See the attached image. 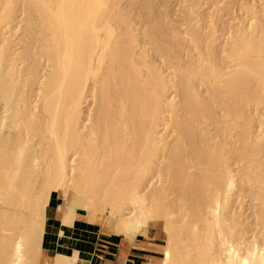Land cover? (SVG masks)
I'll return each mask as SVG.
<instances>
[{
    "label": "bare ground",
    "instance_id": "obj_1",
    "mask_svg": "<svg viewBox=\"0 0 264 264\" xmlns=\"http://www.w3.org/2000/svg\"><path fill=\"white\" fill-rule=\"evenodd\" d=\"M123 1L0 0V264H81L43 261L53 194L60 235L162 223L143 264H264V0L218 45L205 0H182L183 32Z\"/></svg>",
    "mask_w": 264,
    "mask_h": 264
},
{
    "label": "crops",
    "instance_id": "obj_2",
    "mask_svg": "<svg viewBox=\"0 0 264 264\" xmlns=\"http://www.w3.org/2000/svg\"><path fill=\"white\" fill-rule=\"evenodd\" d=\"M59 202L60 197L56 195L47 210L50 221L47 222L42 238L44 262L51 263L56 254L72 255L74 251L77 252L81 264H143L160 261L159 247L164 240L162 223L150 224L146 230L148 237L139 235L132 243L106 234L98 226L81 218L75 219L72 227L60 235L61 227L56 218V206ZM77 215L82 217V214Z\"/></svg>",
    "mask_w": 264,
    "mask_h": 264
},
{
    "label": "rangeland",
    "instance_id": "obj_3",
    "mask_svg": "<svg viewBox=\"0 0 264 264\" xmlns=\"http://www.w3.org/2000/svg\"><path fill=\"white\" fill-rule=\"evenodd\" d=\"M130 1H132L131 2L132 5H130ZM130 1L124 0L121 3V6H123L122 8L125 9L126 11H127V9H129V7H132V8H134V10L138 11V9L140 8V7L138 8V6H139V4L141 5V2L143 0H137V1L136 0L135 1L134 0H130ZM183 1L182 0H151L149 6H151L153 13L157 12V10L161 11V13L164 16H167L166 21L168 23L171 22L174 25L175 29H177V30L179 29L178 30L179 32L180 31L183 32L182 31L183 30L182 27H180V26H183L182 25L183 24V16H184L183 13L184 12L186 13V9L185 8L183 9V6L186 5V4ZM191 1L190 0L188 1V5L187 6H189V5L192 6V4L194 2L191 4ZM240 1H244L246 3L249 2V0H240ZM133 2L137 3L138 5L136 4L137 6L136 5L134 6ZM233 2H235V3L237 2L238 3L237 0L236 1L233 0ZM251 2L252 1H250L249 3H251ZM235 3L233 5L231 0H205L204 4L202 5V7L201 6L199 7L200 10L198 8H197L198 10L195 9V11H197V13H199V15H201L200 17L203 20L202 21L203 25H206V23H208V19H209L210 16H212V18L213 17L216 18L217 22H216V20L214 18L213 19H214L215 23L217 24L216 27L218 26L217 28L219 30V33L217 34L218 37H219V40H218L219 42H217V45L224 42V37H222V35L224 36L223 33H225L224 31H226L225 29H228L231 26H233L234 24H236L237 21H239L241 15H242L241 12H240V9H239V5L237 3H236L237 5H236ZM229 5H231V6L228 7ZM135 7L138 8V9H135ZM257 7L258 6H256V8ZM227 8H232V9L228 10ZM183 10H184V12H183ZM150 12H151V10H150ZM152 12H151L150 15L149 14H145L143 12H142L143 15H142V13L137 15V17L135 15L134 23L137 25V28L141 27L143 25V23L145 24V22H147V21L149 22V20L152 21L151 20L152 19L151 17L153 15ZM147 15H149V16H147ZM260 16H261L260 20L263 19L261 21L264 22V14L263 15L260 14ZM233 18H235V19H233ZM226 26H227V28H226ZM178 27H180V28H178ZM223 28H225V29H223ZM183 56H184V54L181 55V57L183 58V60H181V62L185 61L184 59H186ZM55 196L56 195H54L51 198L50 206H51L53 198ZM246 201L243 202L245 204L244 217H250L251 211H249V205H248L249 202H248L247 199H246ZM236 205L238 206V203ZM234 209H235L236 213L239 212L238 207H237V209L236 208H234ZM160 258H161V256H160Z\"/></svg>",
    "mask_w": 264,
    "mask_h": 264
},
{
    "label": "snow or ice",
    "instance_id": "obj_4",
    "mask_svg": "<svg viewBox=\"0 0 264 264\" xmlns=\"http://www.w3.org/2000/svg\"><path fill=\"white\" fill-rule=\"evenodd\" d=\"M6 9L14 7L13 5H5L4 6ZM244 264H249V262L247 260L244 261Z\"/></svg>",
    "mask_w": 264,
    "mask_h": 264
},
{
    "label": "trees",
    "instance_id": "obj_5",
    "mask_svg": "<svg viewBox=\"0 0 264 264\" xmlns=\"http://www.w3.org/2000/svg\"><path fill=\"white\" fill-rule=\"evenodd\" d=\"M54 195H55V194H53L52 197H53ZM52 197H51V198H52Z\"/></svg>",
    "mask_w": 264,
    "mask_h": 264
}]
</instances>
